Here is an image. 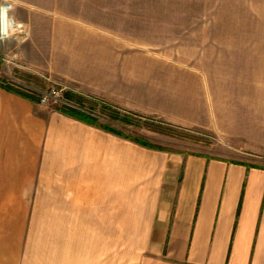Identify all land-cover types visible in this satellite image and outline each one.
<instances>
[{
    "label": "crops",
    "instance_id": "1",
    "mask_svg": "<svg viewBox=\"0 0 264 264\" xmlns=\"http://www.w3.org/2000/svg\"><path fill=\"white\" fill-rule=\"evenodd\" d=\"M84 22L42 26L50 71L122 109L193 105ZM0 264H264V165L149 148L0 84Z\"/></svg>",
    "mask_w": 264,
    "mask_h": 264
},
{
    "label": "rangeland",
    "instance_id": "2",
    "mask_svg": "<svg viewBox=\"0 0 264 264\" xmlns=\"http://www.w3.org/2000/svg\"><path fill=\"white\" fill-rule=\"evenodd\" d=\"M4 1L11 4L16 26L34 20L29 43L40 49H27L18 27L2 39L0 80L16 93L61 108V102L39 99L64 88L63 99L96 125L143 146L264 165V0H0V5ZM80 21L110 34L132 64L163 65L155 73L178 79L188 93L180 99L193 105L122 109L50 71L43 63L48 56L42 52V26Z\"/></svg>",
    "mask_w": 264,
    "mask_h": 264
},
{
    "label": "built area",
    "instance_id": "3",
    "mask_svg": "<svg viewBox=\"0 0 264 264\" xmlns=\"http://www.w3.org/2000/svg\"><path fill=\"white\" fill-rule=\"evenodd\" d=\"M1 5L4 7H8L10 10L11 4L8 1L2 2ZM7 15H8V20L10 22V26L7 30V35H8L11 30H13V31L17 30L18 26H16V23L14 24V22L10 19L9 11H8ZM7 35H0V45H1V42H2V39L4 38V36H7ZM63 89L64 88H61L60 90H51L48 93H43L39 99V102L41 104H48L50 102V100H53L55 103L61 102L62 104L66 105V106L72 107V105L70 103H68L65 99H63V92H61V91H63Z\"/></svg>",
    "mask_w": 264,
    "mask_h": 264
},
{
    "label": "trees",
    "instance_id": "4",
    "mask_svg": "<svg viewBox=\"0 0 264 264\" xmlns=\"http://www.w3.org/2000/svg\"><path fill=\"white\" fill-rule=\"evenodd\" d=\"M0 84H1L2 86H4L5 88L9 89V90H12V91L17 92V90H15L14 88H12V87L9 86L8 84L2 82L1 80H0ZM19 93L22 94L21 92H19ZM22 95L26 96V94H22ZM28 97H29V96H28ZM68 98H69V97H68ZM57 109L61 110V111L64 112V113H67V114H69V115H71V116H74V117H76V118L83 119V120H86V121H89V122H92V123L95 122V119H94L93 117H91V116L85 114L84 112H82L80 108H76V107H74V106L71 107V106L63 105V107H61V108H57ZM95 124H97V123L95 122ZM98 126H100L101 128H103V129H105V130H108V131H110V132H113V133H116V134H118V135H121L120 132H118V131H116V130H114V129H112V128H109L108 126H102V125H98ZM136 142H137V141H136ZM138 143H139V142H138Z\"/></svg>",
    "mask_w": 264,
    "mask_h": 264
},
{
    "label": "clouds",
    "instance_id": "5",
    "mask_svg": "<svg viewBox=\"0 0 264 264\" xmlns=\"http://www.w3.org/2000/svg\"><path fill=\"white\" fill-rule=\"evenodd\" d=\"M8 7H4L0 5V35H7V30L10 26V22L8 20Z\"/></svg>",
    "mask_w": 264,
    "mask_h": 264
}]
</instances>
